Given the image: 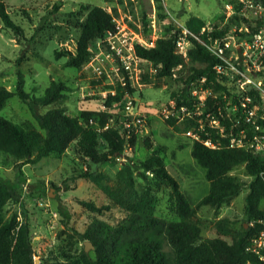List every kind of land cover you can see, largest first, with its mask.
<instances>
[{
	"label": "rangeland",
	"instance_id": "1",
	"mask_svg": "<svg viewBox=\"0 0 264 264\" xmlns=\"http://www.w3.org/2000/svg\"><path fill=\"white\" fill-rule=\"evenodd\" d=\"M3 1L15 26L9 28L0 20V85L15 90L18 71L21 70L24 74L25 90L33 96H40L52 79H63L69 87L65 92L66 96L53 104L40 106V112H45L53 106H64L70 114H79L83 109L105 110L110 114L111 124L123 128H125L124 104L131 100L132 109L144 117L143 125L134 133L127 134V137L136 135L135 144L127 142L122 154L100 165L93 164L92 170L97 169L98 179L102 184L114 185L125 177V167L132 166L136 188L144 191L148 190L149 186L157 196L155 214L168 220H179L180 216L174 206L169 186L163 183L154 184L153 174L147 171L153 183L150 184L143 178L140 169L136 168L137 161L146 159L154 151H158L170 173L178 179L181 189L196 207L198 201L208 194L210 183L206 177L205 167L192 154L193 143L198 134L195 128L186 130L187 118L203 113L208 97L212 99L220 95L222 101L213 103L218 115L215 116L216 110H211L205 118L197 117L198 122L200 121L199 128L221 127L228 134H238L237 127L233 126L231 120L234 114V98L246 94L254 97L257 91L253 86L248 84L247 89L244 90L240 84L228 78L229 80L224 81L227 89L217 92L213 86L204 87V78L197 79L190 83L192 93H196L193 95L198 99L195 100L196 108L194 110L187 107L176 108L172 97L173 91H178L184 86L181 76L186 78L192 71V65L199 64L187 62L176 68L173 77H158L156 76L158 67L151 61L141 58L136 61L133 72L132 86L135 92L130 93V96L124 93L109 106L107 103L109 95L115 94L107 92L110 87H116L119 80L113 65L106 59L103 60L106 70L101 78L92 66L86 68L94 53L100 46L105 45L99 43L97 49L93 50L90 60L78 68L65 65L67 56L56 58L55 50L76 52L80 35L79 25L88 12L83 9L84 5H100L112 12L118 25L120 40L118 37L117 40L124 43L128 49L136 41L154 45L157 38L172 35L176 29L186 25L188 19L193 16L205 20L203 29L207 31L224 28L227 23H230L229 29L232 28L234 22L226 17L222 1ZM107 37L106 34L105 39ZM179 39L182 43L178 45V50L186 54L190 41L184 33L180 34ZM144 74L148 75L147 79H144ZM228 75L230 77V74ZM91 91L96 93L91 94ZM258 98L264 103L260 94ZM228 99L232 101L230 104ZM0 114L17 122H31L40 130L29 105L18 95L7 99L5 106L0 109ZM168 118L176 119L175 124H170ZM86 125L84 123L82 129ZM92 128L97 134L102 131L95 124ZM148 137L152 140L151 147L145 143ZM76 141H72L60 157L48 156L35 163L22 164L26 182L20 188V199H12L5 206L7 214L17 211L21 217H27L37 264L44 259H52L55 254L67 264H86L82 251L85 249L86 252L94 255V247L91 246L86 250V241L89 240L80 239L75 229L84 231L94 217L115 223L125 215V212L118 207H112L101 214L81 203V200H88L103 205L108 203L109 199L94 180L87 178L70 180V177L77 175L80 169L85 170V165L88 164L86 159L76 153ZM100 142V150L105 151L107 149L105 142L101 138ZM16 170L11 158L6 160L0 157V176L14 179ZM231 173L244 181L238 195L219 208L208 205L196 207L194 218L201 225L203 238L221 236L231 240L245 223L247 225L245 195L251 176L245 173L244 164L237 165ZM40 181H44L45 190H40L43 183ZM262 206L264 207V200Z\"/></svg>",
	"mask_w": 264,
	"mask_h": 264
},
{
	"label": "trees",
	"instance_id": "2",
	"mask_svg": "<svg viewBox=\"0 0 264 264\" xmlns=\"http://www.w3.org/2000/svg\"><path fill=\"white\" fill-rule=\"evenodd\" d=\"M83 9L88 12L79 25L80 35L76 52L55 50L56 58L67 56L65 65L77 68L90 60L99 43L106 46L105 36L108 32L118 29L112 12L105 7L84 5ZM0 20L9 28L15 26L3 0L0 1ZM230 20L235 22L236 18L232 17ZM144 22L147 24L146 20ZM229 24L221 29L202 32L205 26L202 17L193 16L188 19L185 26L190 31L186 34L190 46L186 54L178 50L179 36L183 34L180 28L170 36L157 38L154 45L148 46L140 42L134 44L138 57L149 60L158 67V77H173L176 68L187 62L199 64L192 65V71L186 78L181 76L184 86L178 91H173L176 108H196L195 100L198 99L192 94L190 83L197 79L204 78V87L213 86L217 92L227 89L224 84L227 76L217 73L215 69L220 58L202 41L208 42L209 36L224 34L228 31ZM18 74L15 90L0 85V109L5 106L8 98L18 95L29 105L40 130L31 122H17L0 114V157L6 160L11 158L17 168L14 179L0 176V264H37L27 217H21L17 211L10 214L5 211V206L10 200L20 199V188L26 182L22 164L35 163L48 156L60 157L74 140H77L76 153L86 159L88 164L85 165V170L80 169L70 180H94L109 199V202L103 205L88 200H81V203L101 214L112 207L121 208L125 212L123 218L115 223L94 217L84 231L75 229L80 239H88L94 245V255L85 249L82 251L86 264H242L249 259L250 254L245 251V246L263 226L258 219L264 217V152H255L250 147L231 146L230 136L222 135L218 128H199L200 121L198 122L197 117L205 118L211 110H216L215 116L218 115L213 103L222 101L220 95L212 99L208 97L203 113L188 117L185 128H195L199 136L193 143L192 154L205 167L210 183L208 194L198 201L196 207L208 205L219 208L239 194L244 181L231 173L237 165L244 164L245 173L251 176L245 195L247 225L245 223L231 240L221 236L202 237L201 225L194 218L197 208L181 189L178 179L170 173L158 151H154L146 159L137 161L136 168L140 169L141 175L150 184L153 183L147 171L153 174L154 184L163 183L169 186L174 206L180 216L179 220H168L155 214L157 196L149 186L148 190L144 191L136 188L132 166L125 167L124 181L121 179L114 185L102 184L98 179L97 169L92 170V165H100L122 154L127 142L135 144L136 135L127 137L125 128L120 125L109 126L97 134L90 124V119L99 122L102 127L106 126L110 123V114L105 110L83 109L79 114H70L64 106H53L45 112H40V106L63 99L69 89L68 84L63 79H52L42 95L33 96L24 88L23 72L20 70ZM147 78L148 75L144 74V79ZM127 87L130 93L135 92L130 81ZM116 90L115 95H109V106L126 91L120 83ZM167 120L173 125L176 119ZM82 123L87 124L83 129ZM100 138L107 146L105 151L99 148ZM207 138L214 141L216 146L206 145L204 139ZM145 143L148 147L152 146L150 137L145 139ZM40 182H43L40 190H45L44 181ZM253 220L255 223L251 225ZM39 264L67 262L55 254L52 259H44Z\"/></svg>",
	"mask_w": 264,
	"mask_h": 264
},
{
	"label": "built area",
	"instance_id": "3",
	"mask_svg": "<svg viewBox=\"0 0 264 264\" xmlns=\"http://www.w3.org/2000/svg\"><path fill=\"white\" fill-rule=\"evenodd\" d=\"M220 1H222L226 17L228 19L235 17L236 21L232 28L224 34L215 37L209 36L208 42H202L220 58V61L215 65L217 73L226 76L230 74L226 80H229L228 78L234 80L244 90L247 89L246 85H252L257 94L254 97L246 94L234 98V114L231 120L233 126L237 127L238 134H228L225 129L218 128H221L222 135L230 136L231 146H248L255 151L264 152V103L258 98V94H260L264 100V0ZM181 29L185 35L190 33L185 25ZM118 32L117 29L115 32L107 33L106 46L99 47L92 56L90 63L86 64V68L92 66L101 78L106 70L103 62L106 59L113 65L114 71L119 76L118 84L120 83L126 89L125 95L130 96L127 86L129 81L130 85H133L135 63L141 58L136 55L134 45L127 49L124 43L117 40ZM118 39L120 40L119 37ZM136 42L144 44L141 41ZM181 43L179 39L178 45ZM90 93L95 94L96 91ZM107 93L116 94V87H110ZM230 100L228 99V104L232 102ZM131 104V100L124 104V126L128 135L131 132L134 133L144 123V117L136 113ZM182 108L184 107L182 106ZM90 124H95L99 130L113 126L110 122L102 127L94 119H90ZM204 143L208 146H216V143L210 138L204 139ZM258 221L263 226L249 239L245 246V251L250 254V257L242 264H264V217ZM254 223L255 220L250 222L251 225Z\"/></svg>",
	"mask_w": 264,
	"mask_h": 264
},
{
	"label": "water",
	"instance_id": "4",
	"mask_svg": "<svg viewBox=\"0 0 264 264\" xmlns=\"http://www.w3.org/2000/svg\"><path fill=\"white\" fill-rule=\"evenodd\" d=\"M91 246L94 247L93 243L91 241H86V250H88Z\"/></svg>",
	"mask_w": 264,
	"mask_h": 264
}]
</instances>
